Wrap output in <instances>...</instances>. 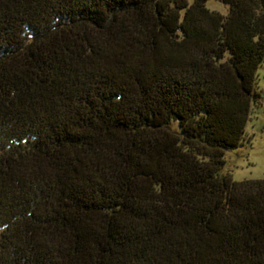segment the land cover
<instances>
[{
  "label": "trees",
  "instance_id": "1",
  "mask_svg": "<svg viewBox=\"0 0 264 264\" xmlns=\"http://www.w3.org/2000/svg\"><path fill=\"white\" fill-rule=\"evenodd\" d=\"M0 0V264H264V0Z\"/></svg>",
  "mask_w": 264,
  "mask_h": 264
},
{
  "label": "rangeland",
  "instance_id": "2",
  "mask_svg": "<svg viewBox=\"0 0 264 264\" xmlns=\"http://www.w3.org/2000/svg\"><path fill=\"white\" fill-rule=\"evenodd\" d=\"M192 5L195 0H188ZM206 7L211 12L228 16L230 7L219 0H209ZM258 84L262 101L255 105L246 132V144L226 154L224 172L231 174L236 182L264 181V63L258 70ZM2 231H0L1 240Z\"/></svg>",
  "mask_w": 264,
  "mask_h": 264
}]
</instances>
